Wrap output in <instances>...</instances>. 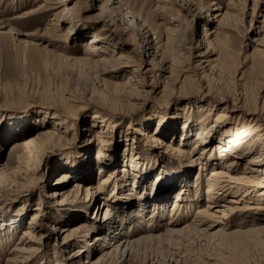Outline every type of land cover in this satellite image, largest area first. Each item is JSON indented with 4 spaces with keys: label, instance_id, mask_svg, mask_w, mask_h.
Instances as JSON below:
<instances>
[{
    "label": "rangeland",
    "instance_id": "rangeland-1",
    "mask_svg": "<svg viewBox=\"0 0 264 264\" xmlns=\"http://www.w3.org/2000/svg\"><path fill=\"white\" fill-rule=\"evenodd\" d=\"M213 1L226 7L230 0H0L3 21L0 23V264H7L13 257L11 251L16 243L23 238L29 240V236L22 235L25 228L32 233L31 247L36 251L31 262L24 264H92L102 249L109 246L110 227L117 221L122 228L117 239L122 232L134 239L148 224L146 215L153 211V202H163L159 207L162 212L157 210L152 222L154 226L160 224L156 231L163 232L169 219L177 218L171 208L183 180L193 197L198 171L203 191L208 172L213 168L211 163L230 162L232 156L226 154L221 159L212 148L208 150L211 156L204 154L203 164H199L195 159L199 153L192 151L201 129L208 124L213 126L210 121L219 108L212 112L209 122L200 117L206 110L199 113L198 108L190 106L178 111L179 117L172 114L161 125L155 118L147 121L144 114L149 107L163 108L157 102L161 93L148 91L134 102L135 107L131 106L133 103L126 104L124 94L116 91L113 83H124L134 74L130 67H118L110 61L112 55L126 54L131 64L144 65L146 33L143 32L147 29L151 30L147 37L153 44L149 58L159 59L156 41L168 40L161 51L179 61L194 54L192 66L197 54L218 52L216 45L220 39L230 54L231 68L220 83L212 76L208 81L226 86L231 92L239 82H246L254 92L261 87L264 95V51H254L264 35V30L261 31L264 0H256L254 14L252 1L246 2V12L241 1H235L237 4L231 9L236 16L223 20L224 24L218 28L214 17L217 5L211 4ZM62 4L70 10L59 20L57 13L64 9ZM208 39L213 40L212 44ZM89 44L100 52L91 58L92 62L81 60ZM98 59L103 60L94 61ZM152 74L146 72L144 81L161 84L163 88L164 80L159 81ZM149 88L148 85L146 89ZM196 91L189 96L201 100L202 90ZM175 92L173 99L183 93ZM62 96L68 98V106L62 105V113L68 115L64 121L45 112L47 108L38 107L46 101L58 102ZM173 99L169 103L171 112L176 107ZM188 113L192 117L184 127ZM215 127L209 138L215 139L220 133ZM49 131L52 138L45 140ZM181 133L186 140H181ZM31 137L37 140L44 137V147L36 155L39 163L32 182L31 163L17 176L11 174L19 167L17 155L24 141ZM133 156L138 163L136 168L129 163ZM62 173L69 175L66 181L59 180ZM100 177L109 179L103 191L98 190ZM239 195V191L224 193L213 208L231 204L227 200ZM140 204L145 207L142 217L128 218ZM105 206L110 209L108 221ZM261 211L254 215L263 218ZM240 213L241 209H233L222 219V212H215L217 219L228 220L231 227L247 218L246 214L240 217ZM192 214L193 210L179 225L191 220ZM262 218L258 222L264 225ZM101 223L108 227L101 230ZM96 235L105 240L95 245ZM250 243L231 248L227 243H219L217 237L174 235L171 239L141 244L121 264H264V246L259 241Z\"/></svg>",
    "mask_w": 264,
    "mask_h": 264
},
{
    "label": "bare ground",
    "instance_id": "bare-ground-1",
    "mask_svg": "<svg viewBox=\"0 0 264 264\" xmlns=\"http://www.w3.org/2000/svg\"><path fill=\"white\" fill-rule=\"evenodd\" d=\"M235 1H239V3L241 1V5H243L242 9H246V7L248 6V4L246 5V2L252 1L251 10L253 14L255 13L256 0H230L229 4L226 7H222L219 3L213 1L211 2V4L217 5V7L215 8L216 12L214 13V17L217 18V28L218 25H221L223 20H227L233 16H236V12L231 9L232 5L237 4ZM62 6L64 7V9H62L59 14L57 13L59 20H61L63 17L65 18L68 10H70V8L66 9L67 7H65L64 4H62ZM245 9L244 12H246ZM262 22L263 23L261 25V31L264 30V15ZM0 23H3V21L0 20ZM1 27L2 25L0 26V28ZM150 31V29H147L145 32H143L144 34L146 33V35L143 34L145 37L144 65L139 67L137 65L131 64L132 60H130V57H128V55L126 54H120L117 57H113L112 55V58L110 59L111 62L118 65V67H130L132 74H134L132 77H129L124 83H113V88L116 89V91L121 90V92L124 94L122 96H125L126 104L129 103L128 105H131L133 103L131 105L132 107H135L134 102L141 99V97L139 96L148 94V91H157L158 93H161L160 98L157 100V102L158 104H161L163 108L158 110H151L152 108L149 107V112H143L145 113L144 115L147 121L151 118H155V121L158 123V125H161V123L169 120L172 117V114L179 117L180 115L177 112L186 109V107L189 108V106L198 108L199 113H202L204 110H206V114L200 117H203L202 120H207L209 122L208 119L210 115L213 114L212 112L217 110L216 108H219L217 114L212 115L213 121L210 122H213V124L211 123V125L213 126L208 127V124V126H206L204 129H201L202 131L198 133L192 151L195 152L193 154L199 153V156L195 158L199 160V164L202 163L201 158L204 154H208V156H211L209 155L210 151L208 152V150H212V148L215 149V151H218L221 159L226 154L232 156V159L229 163H225L223 161H218L216 164L211 163L210 166H213V168H211L208 172L205 190L203 191L200 189L202 183L200 181L201 172L198 171L193 183V197L189 196L190 188L187 187L188 184L183 180V187L177 191L175 202L172 203L173 206L171 208V211H173L171 213H176L177 218L174 217L175 219L173 220L169 219L167 225L165 224L166 226L163 232L161 231L162 229L156 231L160 224L154 226L152 223L155 220L153 218L156 212L158 214L157 210L160 209L159 207H161L160 205H163V202H153V211L146 215L148 224L144 227L143 233H140L139 236H137L136 238L134 237V239H132L133 237L130 238L127 232H122L123 234L117 239V236L122 230V228L120 227V223H118L117 221L116 224L112 226V228L110 227L111 232H109V234L112 238H110L111 241L108 242L109 246H106L107 248L105 247L104 249H102V251L98 255V258L95 261H92V264L124 263L126 260L131 258V252H133L135 248H139L141 244H145L151 241L153 242L156 240L163 241V239L167 238L171 239L174 235H182L186 237L192 234H197L207 236V238L217 237L219 243H221L222 245L223 243H227L231 248H236L240 245L244 246L248 244V242L250 243L257 241L261 242L264 246V225L258 222V220L262 217L257 218V216L254 215V213L256 212L259 213V211L261 210V212L264 211V95H262L261 93L262 88L260 87L258 88L257 92H254V88H251L246 82H239L237 89L231 92L230 90H228V88H226V86H216V84L214 85L212 82L208 81L209 77L212 76L215 77V80H219L218 82L220 83V79H222V77L231 68V62L229 59L230 54L225 48L224 42L219 41L220 39L217 40L218 43L216 45V47H218V52H216L215 50L209 52L210 54H217V57H210L212 55H210L208 52L203 54L199 53L196 55L197 59L193 60L195 61V65L192 66V62H190V60L193 59L192 56L194 54L192 55L190 53L187 58L185 57V59L183 58V60L179 61L178 58H175L172 55V57L170 58L167 57L165 55L167 53L166 51V53L161 51L162 46L164 47V43H166L168 40L164 43H161L160 40L156 41V48L160 51L159 59H157V57L154 59L149 58L153 54L150 53V49L152 48L151 45L153 44L150 45L148 40L150 39V37H147V33H150ZM206 33L208 34V30L206 31ZM259 40L262 42L257 43L254 51L263 52L264 35H262ZM212 42L213 40L208 39L209 44H212ZM92 46L89 44L87 48H85L84 58L82 57L83 59L81 60H89L92 62L93 60L91 58H95L96 56L100 55V52H98L96 48H92ZM219 58H221L222 61L220 59L219 62ZM101 60L98 59L94 61L99 62ZM153 60L154 62H151ZM191 68L195 70L192 71ZM142 70L145 71L142 72ZM146 72H153L152 75L159 77V79L162 78L164 80L162 84L164 85L163 88H161V84H147L144 81ZM162 79H160L159 81H162ZM152 81L153 79H151V82ZM148 85L151 86L149 90L146 89ZM175 90L183 93H180V95H174V97L176 98L173 99L172 93H174ZM194 90H197V93L202 90L203 95L201 96V100L192 99L193 96H189L193 94L192 92ZM236 90L237 92H235ZM172 99L175 100V112H171L169 110V103L172 101ZM58 102L46 101V103H44L45 105L42 104L38 107L47 108L45 109V112H51L53 114V118L64 121L65 119H67L68 115L62 113V111H64L62 105H65V107L68 106V98L62 96L59 98ZM27 105L30 104L28 103ZM147 113L148 117L146 116ZM183 113L185 112L183 111ZM191 117L192 113H188L186 120L183 122L184 127L187 125V120ZM133 119L129 120V122ZM173 120L174 122L176 121V119ZM109 123H112V126H117L116 122L110 121ZM214 126H216L215 128L217 129L219 128L220 133H218V136L215 139H212V137L209 138L208 135L210 132H212V130H215L213 129ZM51 132L46 133L45 140L52 138ZM185 136L186 135L181 133V140H186ZM43 139L44 137L38 140L31 137L24 141L25 143L22 147V150L17 155V162L19 167L13 169L11 174H15L17 176L22 168L29 167V164L31 163L34 167L31 171L29 170L31 172V175H29L30 182L35 179V170L37 169L39 163L38 156L36 155L38 152L42 151L41 149H43L44 147L42 144L44 143ZM205 139L209 142L203 144L204 141H206ZM177 150L179 153L184 152L181 149ZM100 153L101 152L99 151L98 154L100 155ZM248 156L252 157L246 160ZM191 161H193L192 158ZM242 162L244 165H241ZM129 163L133 168H136L138 164L136 163V159L134 158V156L130 158ZM261 163L263 164L260 167ZM32 174L33 177H31ZM67 178H69V175H67V173H62L59 180L66 181ZM99 181L100 182L98 184V190L103 191L106 187L104 184L106 183L108 185L109 183L107 181H109V179L100 177ZM75 186L79 188L80 184H77ZM87 189L91 191L92 187L88 186ZM238 191L241 192L242 197L241 195H239V197L237 196L235 198H230L227 201L231 204L222 203L220 204L221 207L219 206L218 208H213L215 204L218 203L221 198H223L224 193H237ZM146 192L147 191H145V193ZM202 194L203 196H200ZM234 203H238L241 206L239 207L237 205H234ZM105 208V215H107L105 217V221H108L110 218V209H108L107 206H105ZM138 208L139 209H136L137 212L135 211L133 214L129 215L128 218L134 217V220L141 218V213L145 211L144 204H140V207ZM212 209L215 210L211 211ZM233 209H241L240 217L243 214H246V217L249 218V220L246 218L247 220L245 219L238 225L231 227L232 224H230L228 220L222 219L223 217H226L228 211H231ZM192 210L194 214L191 215V220L188 219V222H184L182 225H179L183 218L191 213ZM215 212H222V216H219L220 218H222L221 220L220 218L217 219L218 216L215 214ZM124 213L127 212L125 211ZM171 216L172 215H170V217ZM100 225L102 227L101 230L108 227L107 225L103 227L102 223ZM145 228L147 229L145 230ZM24 230L25 231L22 232V235L24 237L29 236V240L23 238V240H20V242H18V244L16 243L11 251L13 252V257L9 258V262H6L7 264H24L26 262L30 263L32 259L31 257H35L34 252L36 251V248L34 249L31 247L32 233L29 231L30 229L25 228ZM104 238L105 237L103 236L101 237L100 235H96L94 237L93 243H95L96 245V243L104 241ZM137 264L142 263L139 262ZM149 264H152V262H150Z\"/></svg>",
    "mask_w": 264,
    "mask_h": 264
}]
</instances>
